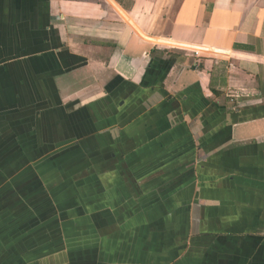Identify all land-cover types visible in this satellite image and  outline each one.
Returning <instances> with one entry per match:
<instances>
[{
  "label": "crops",
  "instance_id": "crops-1",
  "mask_svg": "<svg viewBox=\"0 0 264 264\" xmlns=\"http://www.w3.org/2000/svg\"><path fill=\"white\" fill-rule=\"evenodd\" d=\"M0 264H264V0H0Z\"/></svg>",
  "mask_w": 264,
  "mask_h": 264
},
{
  "label": "bare ground",
  "instance_id": "bare-ground-1",
  "mask_svg": "<svg viewBox=\"0 0 264 264\" xmlns=\"http://www.w3.org/2000/svg\"><path fill=\"white\" fill-rule=\"evenodd\" d=\"M55 220H56V219H55ZM41 228H42V227H41ZM77 233H78V232H77ZM80 234H81V233H80ZM65 235H66V234H65ZM65 235H64V236H65ZM66 236H67V235H66Z\"/></svg>",
  "mask_w": 264,
  "mask_h": 264
}]
</instances>
